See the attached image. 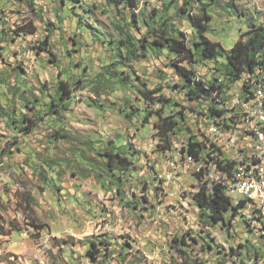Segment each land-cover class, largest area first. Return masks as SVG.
Returning <instances> with one entry per match:
<instances>
[{
	"label": "rangeland",
	"instance_id": "374dc122",
	"mask_svg": "<svg viewBox=\"0 0 264 264\" xmlns=\"http://www.w3.org/2000/svg\"><path fill=\"white\" fill-rule=\"evenodd\" d=\"M145 1L153 0H139L131 10L107 0H0V264H93L86 251L99 240L109 244L102 249L107 264H180V258L183 264H247L246 254L255 251L264 262V230L247 224L242 214L248 207L231 228L200 218L191 201L195 166L178 172L180 193H165V160H174V152L164 159L158 150L157 116L145 121L146 106L133 89L141 81L153 89L168 77L177 80L169 65L174 57L141 51L129 59L124 46L116 51L105 41L121 38L117 25L132 11L150 15L153 8L168 16L172 30L194 36L187 13L178 9L184 0L166 13L161 1ZM205 4L212 16L205 35L224 48L233 47L250 23L264 24V0ZM23 26L35 30L24 33ZM200 74L210 79L213 70L204 67ZM61 80L67 82L64 95L58 93ZM160 93L176 98L166 86ZM111 147L134 160L132 170L120 173L121 183L109 181L107 157L98 154ZM158 206L164 212L154 224ZM159 242H167L169 252L156 256Z\"/></svg>",
	"mask_w": 264,
	"mask_h": 264
},
{
	"label": "trees",
	"instance_id": "16d2710c",
	"mask_svg": "<svg viewBox=\"0 0 264 264\" xmlns=\"http://www.w3.org/2000/svg\"><path fill=\"white\" fill-rule=\"evenodd\" d=\"M176 1L167 0V3H163L164 0H161L160 4L163 5L166 13ZM198 1L202 2L201 9H198ZM196 2L197 4L195 0H184V4L178 8L180 11L187 13L193 29V38H189L185 32H181L175 27V30H172L173 26L166 24L168 16H163L158 8H153L150 15H145L144 13L137 15L132 11V16L128 22H125L124 25H117L121 31V38L117 41H103L107 42L116 51L121 50L120 47L124 46L127 50L126 57L129 59L139 57L141 51H143V55L146 52L151 53V57L157 59H160L165 54H167V57H174L170 60L169 65L176 70L178 78L175 80L168 77L169 79L167 78L165 86L168 87L170 92L176 94V98L160 93L165 86L161 85L149 89L147 84L142 81L136 85L133 91L138 98L137 101L143 102L146 106L143 109L145 111V121L148 122L151 117L157 116V121L153 124V127L157 138L158 150L162 153L166 150H171L175 145V139L185 138L187 140L188 153L198 158L200 151L205 149L207 137L203 132V128L200 126L198 128V122L196 128L190 126V118L196 115L194 113L196 112V105L202 104L198 102L203 99L207 102L209 117L213 114L221 116V109L214 105L217 102L215 101L217 98L214 96L215 91H217L219 99L227 102L235 95L234 90L237 88H240L239 94L244 97L251 93L249 85H247L249 83L248 80H243L244 74L255 73L254 78L256 80H264V24L250 23L248 30L240 35L233 47L224 48L220 42L212 41L206 37L205 32L212 16L206 9L205 0H196ZM107 3L114 5L115 9H117L119 3H124L125 6L134 10L139 0H107ZM192 8L196 9V14H192V11H190ZM119 13L124 20V13L121 11ZM156 17H159L161 22L159 28L156 25ZM143 26L146 28V32L141 33V27ZM34 30V27L27 30L24 26L20 28V31L24 33L33 32ZM135 30L141 33L140 36L136 35ZM16 32L18 34L19 31L17 30ZM49 39L50 36H47L46 41L42 42L43 45L48 44ZM113 44H116V46ZM185 62L187 65H184ZM204 67L213 70V75L210 79H205L200 74ZM257 69H259L260 74L256 71ZM116 75L119 80L126 81L128 79L118 74ZM59 84L58 93L64 95L67 91V82L61 80ZM178 97H181V100L177 99ZM129 101L131 100L129 99ZM134 103L132 102V104ZM158 105L160 107L156 108ZM174 107L179 108L172 110ZM137 109H139V106ZM170 109V112L166 111ZM50 110L53 112V108ZM133 114L132 112H126L125 116L130 117ZM232 119V116H228L226 117V122ZM13 120L16 121L15 119ZM62 132L61 130L57 131L58 135L67 137ZM182 150L184 151V147ZM217 150L219 152L222 151L219 148ZM212 153L213 151L207 153V155ZM98 154L107 157L105 167L108 171L105 170L112 184L124 181L120 173L124 174L132 170L131 166L134 165V160L129 157L130 152L121 150V148L114 150L111 147L106 149L104 153L99 152ZM229 156L228 153L225 156L216 155V162L220 163L221 167H226L228 172L236 164V160L231 159ZM203 160L206 161V159ZM116 171H119V173ZM195 177L197 181L194 187L198 188V190L192 198L196 201L199 208L200 218L210 226L222 223L231 228V221L242 210L241 207L245 205V200L242 199L235 204L230 193L227 194L222 186H215L213 191L207 192L205 190L206 184L201 176L195 174ZM118 190L120 191L119 188ZM228 212H230L229 219L227 218ZM242 215L247 224L249 223L248 225L253 228L254 226H251L246 214L243 213ZM258 222L264 223L262 214L258 215ZM257 225L264 230V224ZM99 244L102 247H106L102 248ZM108 245L107 240L89 242L86 255L93 264H107L108 259L103 254L102 249L106 251ZM242 247L243 245L240 244L239 248ZM231 249L234 251V248ZM259 253L255 251L254 255H251L248 252L246 256L258 258L260 257ZM234 255L240 256L242 253L238 252Z\"/></svg>",
	"mask_w": 264,
	"mask_h": 264
},
{
	"label": "built area",
	"instance_id": "2783aa9c",
	"mask_svg": "<svg viewBox=\"0 0 264 264\" xmlns=\"http://www.w3.org/2000/svg\"><path fill=\"white\" fill-rule=\"evenodd\" d=\"M160 2L161 0L148 1ZM259 73V69L256 70ZM260 74V73H259ZM254 74H244L243 80H248L250 94L247 97L239 94L240 88L234 90L235 95L227 100V104L221 105V114L223 115L222 123L209 122V111L207 110V102L203 99L199 100L200 105H196V115L194 118L199 126L203 128L204 124L206 154H199L198 158L190 155L187 151V140L185 138L175 139V148L166 150L165 152H174V160H165L164 178L165 193L174 195L181 189L178 182V172L183 169L196 166V162H203L204 175H200L206 184L207 192L213 191L215 186H222L227 194L229 191H236V198L245 200V205L241 208L248 207L249 210L245 214L251 217V226L256 224H264L258 222V215L264 214V173L262 172V159L264 155V80H256ZM243 82V81H242ZM254 108L253 117H245V109ZM232 116L233 119L226 122V117ZM227 123V124H226ZM240 123H247V132H240ZM152 146V142L150 144ZM184 147V151L182 150ZM186 147V148H185ZM221 149L219 152L217 149ZM211 155L207 153L212 152ZM165 152L163 156L165 159ZM228 153L231 159L236 160V164L229 171H236L239 164L247 161L248 153H257L255 168L247 170L244 175H239L237 181H228L226 167H221L216 162V155H226ZM203 159H206L204 161ZM225 165V164H224ZM248 171H255V178H248ZM195 176V175H194ZM197 181L195 177L194 182ZM175 190L169 191V190ZM198 188L193 187L191 201L193 206H197L193 200L194 193ZM197 210L199 208L197 206ZM164 212L162 206L157 207V216L153 219L154 224L159 223L161 214ZM232 222V221H231ZM156 256H160L162 252L168 250L167 242H159L155 245ZM151 258V257H150ZM258 258H251L247 264L257 262ZM178 263L183 264L180 258Z\"/></svg>",
	"mask_w": 264,
	"mask_h": 264
},
{
	"label": "bare ground",
	"instance_id": "6f19581e",
	"mask_svg": "<svg viewBox=\"0 0 264 264\" xmlns=\"http://www.w3.org/2000/svg\"><path fill=\"white\" fill-rule=\"evenodd\" d=\"M214 96L217 98L215 101H217L214 105L219 109H221V105L219 104H227L226 101H222L219 99L217 96V91L214 92ZM254 115V108H246L245 109V117H253ZM212 116L215 117L213 119V122L215 123H222L223 122V115L217 116V114H213ZM240 132H247V123H240ZM257 160V153H248L247 155V161L243 162V164H239L236 168V171H229L227 172V180L228 181H237L239 178V175H244L247 170H251L252 168H255V162ZM202 163V162H201ZM193 169V168H192ZM195 172L198 175H204V168H203V163L202 164H196L195 166ZM262 172L264 173V155L262 159ZM248 178H255V171H248ZM232 200L234 201L235 204L239 203V200L233 199L236 198V191H229ZM264 216V214H262ZM246 217L249 219L251 222V217L247 216ZM260 220V219H259ZM249 224V223H248ZM264 263L263 261H260L259 259L257 262H253V264H262Z\"/></svg>",
	"mask_w": 264,
	"mask_h": 264
},
{
	"label": "crops",
	"instance_id": "0c3cea01",
	"mask_svg": "<svg viewBox=\"0 0 264 264\" xmlns=\"http://www.w3.org/2000/svg\"><path fill=\"white\" fill-rule=\"evenodd\" d=\"M261 260H263V259H261Z\"/></svg>",
	"mask_w": 264,
	"mask_h": 264
}]
</instances>
